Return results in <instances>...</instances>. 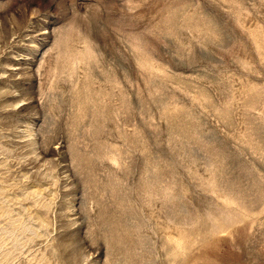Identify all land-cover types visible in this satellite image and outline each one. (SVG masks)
I'll return each mask as SVG.
<instances>
[{"label":"rangeland","instance_id":"rangeland-1","mask_svg":"<svg viewBox=\"0 0 264 264\" xmlns=\"http://www.w3.org/2000/svg\"><path fill=\"white\" fill-rule=\"evenodd\" d=\"M0 264H264V0H0Z\"/></svg>","mask_w":264,"mask_h":264}]
</instances>
